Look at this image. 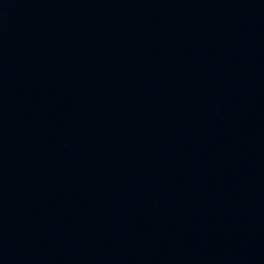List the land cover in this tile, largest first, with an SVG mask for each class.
Instances as JSON below:
<instances>
[{
    "label": "water",
    "instance_id": "water-1",
    "mask_svg": "<svg viewBox=\"0 0 264 264\" xmlns=\"http://www.w3.org/2000/svg\"><path fill=\"white\" fill-rule=\"evenodd\" d=\"M0 264H264V0H0Z\"/></svg>",
    "mask_w": 264,
    "mask_h": 264
}]
</instances>
